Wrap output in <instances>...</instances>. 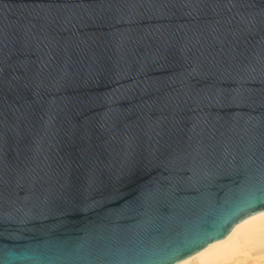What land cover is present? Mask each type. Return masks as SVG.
<instances>
[{"label":"water","instance_id":"1","mask_svg":"<svg viewBox=\"0 0 264 264\" xmlns=\"http://www.w3.org/2000/svg\"><path fill=\"white\" fill-rule=\"evenodd\" d=\"M264 210V0H0V264H174Z\"/></svg>","mask_w":264,"mask_h":264},{"label":"bare ground","instance_id":"2","mask_svg":"<svg viewBox=\"0 0 264 264\" xmlns=\"http://www.w3.org/2000/svg\"><path fill=\"white\" fill-rule=\"evenodd\" d=\"M174 264H264V210L247 216L223 238Z\"/></svg>","mask_w":264,"mask_h":264}]
</instances>
